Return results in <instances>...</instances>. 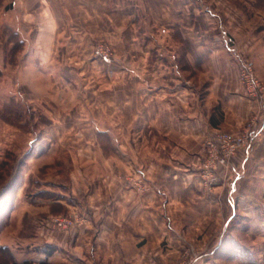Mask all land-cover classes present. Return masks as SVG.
I'll return each instance as SVG.
<instances>
[{
    "label": "rangeland",
    "instance_id": "374dc122",
    "mask_svg": "<svg viewBox=\"0 0 264 264\" xmlns=\"http://www.w3.org/2000/svg\"><path fill=\"white\" fill-rule=\"evenodd\" d=\"M111 26L113 35L104 34ZM226 35L233 54L223 49ZM82 37L94 45H75ZM158 40L159 50H176L209 107L240 109L226 128L204 131L195 165L177 161L188 182L203 195L221 196L226 219L231 209L218 187H229L233 166L246 170L235 194L238 216L226 238L213 241L215 253L170 258L174 264H264V227L248 220L255 199L249 185L264 180V159L254 155L264 149V0H0V264H59L48 256L63 248L65 235L88 231L97 202L120 200L127 186L147 194L162 182V165H174L165 134L149 120L140 126L128 119L125 107V91L139 71L121 65L145 54L143 71L154 69ZM246 61L253 63L256 88L246 78ZM137 99L133 93L132 106ZM128 110L137 115L136 107ZM250 132L247 150L228 166L211 165V154L221 151L213 140L218 133ZM245 152L250 157L243 165ZM172 234L162 241L171 250L185 242Z\"/></svg>",
    "mask_w": 264,
    "mask_h": 264
},
{
    "label": "crops",
    "instance_id": "0c3cea01",
    "mask_svg": "<svg viewBox=\"0 0 264 264\" xmlns=\"http://www.w3.org/2000/svg\"><path fill=\"white\" fill-rule=\"evenodd\" d=\"M207 12L212 11L208 9ZM126 27L129 25H125ZM104 34L113 35V26ZM59 37L60 35L57 36ZM82 38L83 40L77 41L75 39V45H94L90 37ZM133 43L134 40H124L128 47H134ZM143 43L144 49L146 43ZM154 43L159 53L154 69L144 72L142 65L146 59L145 54L131 57L132 65L131 62L121 65L125 72L135 67L139 71L135 77V85L125 91V96L128 97L125 107L128 119H136L140 126L145 119L149 120L154 124V129L165 134L166 140L163 143H169L170 146L168 159L164 160L174 161V165H162L159 170L164 168V171L157 177L159 182L162 181L161 184H153L147 194L138 188L130 189L127 186L121 191L120 200H105L104 203L97 202L95 207H90L93 215L88 220V231L73 233L72 237L65 235V246L48 256L50 262L56 256L59 264H174L170 257L196 255L197 251L205 257L215 253L219 244L216 247L213 241L221 243L226 238L228 226L238 216L240 204L237 202L240 203V198L236 199L235 194H238L239 184L246 177L244 167L241 171L233 166L234 176L229 187L226 190L218 187L221 194H226V203L231 209L225 219L224 205H219L221 196L209 197L194 189L177 161L185 160L187 165H195L201 158L200 153L195 151V145L199 144L204 131L215 132L226 128L230 120L238 118L240 109L209 107V99L203 98L198 89L200 85L194 84L190 73L182 69L176 50H165L162 47L159 50L160 41ZM222 44L226 52L234 53L231 37H223ZM143 49L146 53V49ZM150 82L152 83L149 84ZM133 93L138 95L135 106H132L131 100ZM128 107H136L137 115L134 113L133 116L132 112L130 115ZM126 109L123 107V111ZM260 150L254 155L264 159V149ZM245 154L248 155H245L243 165L250 157L249 152ZM260 169V175L264 176V163ZM138 172L140 176H145L142 170ZM257 181L259 180L255 179V184L249 185V191H253L249 196H254L255 199L249 202L248 220L264 227V180L261 179L260 184H256ZM221 221L224 224L219 231ZM165 228L168 230L167 234ZM173 232L182 234L184 237L180 236L185 242L172 244L171 250L162 241L173 240ZM187 240L191 244L196 240L194 244L199 246L198 250L187 243Z\"/></svg>",
    "mask_w": 264,
    "mask_h": 264
},
{
    "label": "built area",
    "instance_id": "2783aa9c",
    "mask_svg": "<svg viewBox=\"0 0 264 264\" xmlns=\"http://www.w3.org/2000/svg\"><path fill=\"white\" fill-rule=\"evenodd\" d=\"M244 69L248 81L255 88L260 86L259 81L256 79V77L253 74V63L246 61L244 64ZM215 137L216 138L213 140L214 142H217L219 144L221 151L220 152L215 151L214 154L213 153L211 154L212 155L210 159L211 165L212 164L214 165V163L218 162L219 165L228 166L229 165L228 161L230 158H233L234 156H236V154L249 147L248 139L252 137V134L250 132L248 137H245L236 133H218ZM58 221L60 225L67 226L65 224L66 223L65 221H62L61 219H58Z\"/></svg>",
    "mask_w": 264,
    "mask_h": 264
},
{
    "label": "trees",
    "instance_id": "16d2710c",
    "mask_svg": "<svg viewBox=\"0 0 264 264\" xmlns=\"http://www.w3.org/2000/svg\"><path fill=\"white\" fill-rule=\"evenodd\" d=\"M13 264H27V262H24V263L14 262Z\"/></svg>",
    "mask_w": 264,
    "mask_h": 264
}]
</instances>
